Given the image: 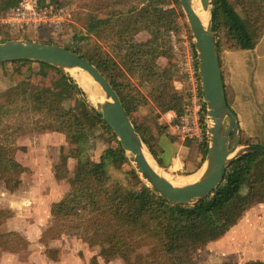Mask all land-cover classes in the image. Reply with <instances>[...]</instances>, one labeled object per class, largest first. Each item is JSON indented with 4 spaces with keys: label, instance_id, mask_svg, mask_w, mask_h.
I'll return each instance as SVG.
<instances>
[{
    "label": "trees",
    "instance_id": "obj_1",
    "mask_svg": "<svg viewBox=\"0 0 264 264\" xmlns=\"http://www.w3.org/2000/svg\"><path fill=\"white\" fill-rule=\"evenodd\" d=\"M50 1L57 9L73 6L71 18L60 32L24 27L12 34L2 18L19 0H0V41L34 39L61 45L88 59L117 92L136 130L164 167L163 150L151 143L154 130L150 124L168 127L162 115L170 112L175 114L170 122L179 123L187 101L175 84V78L182 75L172 35L179 30L180 21L188 27L180 0ZM212 1V30L226 93L221 55L255 48L264 34V0ZM43 2L39 0L40 5ZM99 28H103L100 40L93 35ZM140 32L148 33V38L136 40ZM160 58L165 63L160 64ZM57 75L67 85L63 92L55 89L58 84L52 78ZM4 125L8 126L5 138L0 139V183L10 192L18 189L27 171L15 157L18 147L10 140L14 133L56 131L69 142V156L76 158V166L70 173L62 153L53 165L55 178L66 179L69 189L50 204L51 222L40 241L47 243L74 233L89 247L98 248L88 264L116 258L121 264H200L195 259L199 249L221 238L247 210L264 203V154L258 152L236 158L221 183L195 203H173L152 193L101 115L84 105L65 75L40 61L0 62V127ZM201 126V139L176 136L187 148L185 161L193 167L184 176L197 171L204 160L207 132L203 119ZM168 136L174 135L170 132ZM90 142L93 147L102 145L96 158L88 149ZM239 143L251 145L240 126ZM12 216L10 209L0 208V226ZM28 244L18 231H0L2 251L18 253ZM45 253L53 260L61 254L54 248H46ZM220 264H264V260Z\"/></svg>",
    "mask_w": 264,
    "mask_h": 264
},
{
    "label": "rangeland",
    "instance_id": "obj_2",
    "mask_svg": "<svg viewBox=\"0 0 264 264\" xmlns=\"http://www.w3.org/2000/svg\"><path fill=\"white\" fill-rule=\"evenodd\" d=\"M21 1L27 4L26 0ZM43 4L41 5L43 8L35 9V12L30 9V16L22 20L38 25L25 24L22 28H11L12 34L24 27H29L34 31L47 27L54 34L60 32L63 23L70 20L73 6L67 5L57 9L50 0H45ZM22 10H25V7H22ZM179 23V30L175 31L172 36L173 42L177 41V44L182 47L183 41L191 43V36L188 31L189 27H186L182 21ZM93 35L100 40L103 28L94 31ZM146 38H148L146 32H140L135 36L136 40ZM221 56L225 64L224 80L228 103L235 111L239 126L243 129L245 137L250 139V144L264 147V34L255 48L242 51L229 50ZM158 62L163 64L165 59L160 58ZM176 78V86L181 87L186 96L183 90L186 86L184 79L181 76ZM52 79L55 80V84H58V87H54L57 91L63 92L67 89L66 83L60 76L57 75ZM64 97L67 98V95ZM90 110L96 112L94 109ZM83 117L85 119L86 114H83ZM174 117V112L162 115V121L167 123L168 127L150 125L154 130L151 143L156 144L155 148L160 147L163 150L161 157L164 167L162 168L171 176L176 177L184 176L182 174L190 171L192 166L185 161L186 154L183 155V159H180L182 158L181 147L176 138L184 140L190 137L181 136V130L176 128L179 123L177 125L170 122ZM6 126L8 125L0 127V139L5 138ZM169 131L174 135L172 138L168 136ZM15 134L10 137L13 144L18 147L15 157L27 168V171L22 175L21 183L14 192H10L0 183V208L10 209L13 212V216L0 226V231H18L28 240L29 244L27 249L18 253L0 250V264H88L98 248L89 247L74 233H65L61 238L49 240L47 243L40 241L43 229L51 222L50 204L62 198L69 189L66 179L55 178L53 165L62 153L67 156L70 173L76 166V158L69 156V142L63 133L56 131ZM201 136L193 138L201 139ZM100 143L94 147L93 143H89L88 149L93 158L97 157L102 147ZM181 161L186 162L185 166L181 164ZM46 248L59 249L61 252L59 259L49 258L45 253ZM195 259L200 264L264 260V203L247 210L236 225L221 238L199 249L195 253ZM99 261L101 264H121L118 258L108 263L101 259Z\"/></svg>",
    "mask_w": 264,
    "mask_h": 264
},
{
    "label": "water",
    "instance_id": "obj_3",
    "mask_svg": "<svg viewBox=\"0 0 264 264\" xmlns=\"http://www.w3.org/2000/svg\"><path fill=\"white\" fill-rule=\"evenodd\" d=\"M198 2V9L195 2ZM197 59L203 97L207 150L195 176L174 183L158 164L152 151L136 130L112 85L88 59L57 44L30 39L0 41V62L34 60L59 70L88 109H94L107 123L139 179L159 197L173 203H195L222 181L228 166L239 156L264 147L241 145L239 123L228 105L219 57L212 30V0H180ZM77 71L86 72L99 86L97 97H87L76 80Z\"/></svg>",
    "mask_w": 264,
    "mask_h": 264
},
{
    "label": "built area",
    "instance_id": "obj_4",
    "mask_svg": "<svg viewBox=\"0 0 264 264\" xmlns=\"http://www.w3.org/2000/svg\"><path fill=\"white\" fill-rule=\"evenodd\" d=\"M25 3L27 4H24L19 0L18 6L13 8L7 16L2 18L4 23L12 29L22 28L25 24L32 26L38 25L32 24L30 21L22 20L25 17L30 16V9L35 12V9L43 8L41 7L39 0H26ZM22 7H25V10H22ZM173 51L177 56V65L180 69L182 78L185 81L186 86L183 90L187 98L184 113L180 117L178 127H180L179 130H181V136L184 138L199 137L202 132V119L205 120V111L200 84V74L192 42L183 41L181 47L177 44V41H175L173 42Z\"/></svg>",
    "mask_w": 264,
    "mask_h": 264
},
{
    "label": "bare ground",
    "instance_id": "obj_5",
    "mask_svg": "<svg viewBox=\"0 0 264 264\" xmlns=\"http://www.w3.org/2000/svg\"><path fill=\"white\" fill-rule=\"evenodd\" d=\"M195 8L198 9L197 1L195 2ZM75 77L87 97H96L98 94H100L99 86L91 79V77L86 72L77 71L75 73ZM195 173L196 171L190 175L174 177L164 170V174L174 183L187 182L195 176Z\"/></svg>",
    "mask_w": 264,
    "mask_h": 264
},
{
    "label": "crops",
    "instance_id": "obj_6",
    "mask_svg": "<svg viewBox=\"0 0 264 264\" xmlns=\"http://www.w3.org/2000/svg\"><path fill=\"white\" fill-rule=\"evenodd\" d=\"M176 79L177 78H175V81H176ZM175 84H176V82H175ZM180 147H181V153H182V158H180V159H183V155L185 156V154L187 153V148L185 146H182V145H180ZM181 164L185 166L186 162L181 161ZM186 166H188V165H186ZM191 168L193 169V167H191ZM192 169H190V170H192Z\"/></svg>",
    "mask_w": 264,
    "mask_h": 264
},
{
    "label": "flooded vegetation",
    "instance_id": "obj_7",
    "mask_svg": "<svg viewBox=\"0 0 264 264\" xmlns=\"http://www.w3.org/2000/svg\"><path fill=\"white\" fill-rule=\"evenodd\" d=\"M227 98V97H226ZM228 101V100H227Z\"/></svg>",
    "mask_w": 264,
    "mask_h": 264
}]
</instances>
